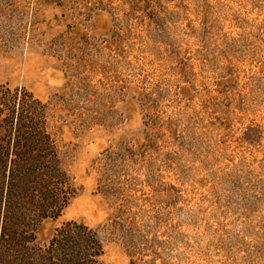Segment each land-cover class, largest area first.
I'll list each match as a JSON object with an SVG mask.
<instances>
[{
  "label": "rangeland",
  "instance_id": "rangeland-1",
  "mask_svg": "<svg viewBox=\"0 0 264 264\" xmlns=\"http://www.w3.org/2000/svg\"><path fill=\"white\" fill-rule=\"evenodd\" d=\"M0 85L46 104L101 264H264V0H0Z\"/></svg>",
  "mask_w": 264,
  "mask_h": 264
},
{
  "label": "trees",
  "instance_id": "trees-1",
  "mask_svg": "<svg viewBox=\"0 0 264 264\" xmlns=\"http://www.w3.org/2000/svg\"><path fill=\"white\" fill-rule=\"evenodd\" d=\"M46 104L0 85V264H101L98 232L74 221L40 238L76 195L47 131Z\"/></svg>",
  "mask_w": 264,
  "mask_h": 264
}]
</instances>
